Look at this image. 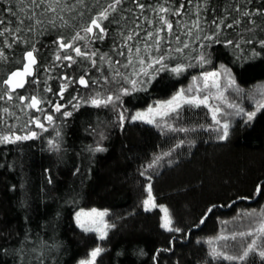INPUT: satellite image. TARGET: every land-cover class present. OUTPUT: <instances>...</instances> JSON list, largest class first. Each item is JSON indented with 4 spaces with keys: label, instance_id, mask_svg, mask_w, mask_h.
I'll use <instances>...</instances> for the list:
<instances>
[{
    "label": "rangeland",
    "instance_id": "obj_1",
    "mask_svg": "<svg viewBox=\"0 0 264 264\" xmlns=\"http://www.w3.org/2000/svg\"><path fill=\"white\" fill-rule=\"evenodd\" d=\"M112 3H114V0H60L59 5H57L55 0H45V3L41 4L40 7H35L30 3V0H4L3 8L5 9L0 12V21L4 20L6 22V24L4 23V28H6L1 29L3 35L0 36V53H3V55H0V58L2 57V61H0V97H2L0 98V137L8 136L13 141L12 143H0L2 145L0 146V162H4L7 155H10L8 170L13 179L9 182H12L11 191L14 200L19 202L25 210H29L31 204L34 206L35 203L40 202L45 197L48 203L55 202L54 205H58L57 210L59 212L66 208L70 224L77 229L79 228L76 226V213H90L95 209L100 212H106L107 215L102 218L93 216L90 221L91 226L99 228L101 231L104 230L105 224L110 226L107 229V237L104 240H100L96 232H89L95 237L96 243L90 248H84L73 243L67 244L60 216L57 215L54 220L49 216L48 221L41 225V233L44 236L32 232L27 227L26 237L28 244L27 248H24L25 253H23L22 261L29 264H55L58 257L62 259V262L79 264L81 260L88 259L89 252L97 246L104 249L101 255L97 257V264H109L104 257L107 252L112 251L113 245H115L111 236L122 231L125 232L126 229L125 226L121 227L123 220L126 218L125 214L127 211H122L126 204L121 203L122 206L118 209L99 204L97 200L77 192V184L75 185L76 182L74 180L70 182L72 185L70 188L71 192L65 194L62 198L50 197L47 193L55 188V184L70 176L71 172L74 174L73 170L82 169V161L84 163L88 162V160L93 161V158L99 161L100 158L109 157L110 159V157H114L106 144L103 132L107 128L106 125L114 123L116 119L121 123V114L125 117L123 123L138 122L154 126V128L162 132L182 135L184 128L181 114L187 108H196V106L184 103L183 99H178L174 104H179L180 107L177 112H169L168 116L162 115L163 112L169 111L168 109H157V106L165 105L181 92L186 97L197 96L203 98L207 96V106L203 103L199 106L206 108V112L209 113L211 126L220 129L222 135V125L224 123L229 126L228 132L236 121L247 124L251 121L248 120L247 113L255 112V116H257L262 109L260 108L258 111L257 106L264 104V69L258 68L259 63L264 60V51L244 64H236L232 58V52L228 50L232 47V41L227 37L222 39L215 53L213 60L214 70L197 72V74H189L185 69H182L179 73L167 70L162 74L159 82L161 86L159 96H155L153 92L149 91L150 89L144 91L143 88L145 87L143 85L141 87L140 77L144 75V72H147L149 69L148 65L153 63L155 56L152 53H154V50L156 52L157 48H160L162 44L180 41L183 42V45L188 44V48H198L200 44L203 45L202 33L193 26V20L200 17L214 20L227 12L230 13L231 9H229V6L231 4L235 8L240 2L237 3L236 0H121L118 5V13L109 15L107 19L99 20L110 31V34L102 38V43H99L98 48H96L94 47L95 37L97 36L96 28L93 29L92 33H86L83 29L91 26L92 17L99 16L102 10ZM49 4L52 5L54 10L45 11ZM181 4H183V7H181ZM140 5L143 7H140ZM161 8L168 11H161ZM177 10H179V15L174 14ZM33 13H35V16L29 19ZM20 17H23V24L19 23ZM161 17L172 24L171 30L162 22ZM142 21H147L148 23H143ZM29 25L32 26L33 30L29 31ZM191 27L193 28L191 29ZM184 32H186L185 36ZM149 33L152 35L149 36ZM77 34H79L81 39H74ZM128 36H132V39L128 40ZM14 37L16 38L14 39ZM57 37H62L64 42L73 40V47L80 48L81 52L85 54L77 55L74 50H70L71 54L67 53L66 55L72 56L73 60L64 62L65 59L63 57L66 55L54 54L55 51L57 53V49L54 46V39ZM195 37L199 40H195ZM156 39H159V45L156 44ZM228 41H231V43H228ZM137 48L139 52L136 51ZM129 49L132 51L129 52ZM25 51L34 52L37 68L35 77L29 82L23 94L28 98L31 95L36 97L43 108L47 106L53 116V120L45 124L44 129L36 131L34 141L15 139V135L20 137L28 135L30 127L27 126L29 121H31V116L28 108L23 110L18 104L19 108L17 109L13 105L7 106L5 104L7 101L4 98V80L22 63L21 55ZM199 53L198 55L195 54V56L185 57L183 55L181 57L191 61L193 57H200ZM57 56H60L61 59H57ZM102 57L103 59H101ZM140 59L145 61L143 65L139 63ZM56 60H60L61 63L59 62L58 64ZM129 60L132 61L131 64H129ZM177 61H179V58L174 61L175 67H177L176 63L177 65L181 63ZM106 64L109 65V71H106L108 73L104 70ZM124 65L128 66L125 67ZM132 69L135 70L136 76L129 78L127 71L129 70V74H131ZM212 72H216L219 75L210 77L207 81L208 87H205L204 75ZM117 73H119L118 76ZM83 74L91 80H94L97 76L101 79L107 75L117 76L116 78L120 79L125 75L124 81L126 82V84L122 83L119 94H116V96L109 94L113 97V103H115L111 109L113 113H107V104H100L98 107L102 111H98L95 108L96 114H87V120L92 124L91 136L84 133H81V136L78 135L76 130L80 128V124L75 125V129L71 132L67 130L70 120L78 113H81L80 111L90 109L88 108L89 106L93 107L91 103L93 98L105 99L102 92L98 94V90L96 92H94L93 88L84 90L77 85V81L83 77ZM62 76H66L64 81H62ZM132 80L137 81L135 86L130 82ZM254 80L263 82H252ZM214 81L218 87L213 86ZM229 81L232 82L231 85ZM152 82L153 79L150 80V84ZM61 85H67L64 92H61ZM102 85H105L106 89L110 86L109 83ZM92 86L93 84H91ZM197 88H199V92H197ZM124 90H127L126 94ZM17 96L16 99L19 100L20 95ZM146 96L148 97L145 99ZM123 101L129 105L130 110H126L122 106ZM57 105L60 106L59 111L56 110ZM117 108L119 109L118 113ZM149 108H152L153 111L149 112ZM216 109H219V111H216ZM64 113H69V115H64ZM137 113L146 114L145 118L133 121L131 118ZM213 114L220 121L219 124L214 122ZM108 115L110 116L108 117ZM148 119H152L153 122L147 123L146 120ZM67 137L69 140H67ZM50 141L52 142L51 144L49 143ZM75 141V144L82 143L84 156L81 157V155L71 152L64 154V151L69 149L67 146H73L71 144ZM30 142L36 144V147L49 159L51 170L50 168L44 169L45 179L42 178L41 170H30L27 166L22 165L28 159L27 153L20 152L18 153L20 155L19 160H11L17 155L12 152L14 148L22 149L21 147L26 146L27 143L31 144ZM66 143L67 146H65ZM9 147L11 151L7 150ZM96 148H102L103 151H96ZM156 152V150H153L150 155H155L157 154ZM1 155L3 156L1 157ZM158 158L160 159V156ZM158 158L157 160H159ZM81 159L83 160L81 161ZM143 163L139 164L137 169L142 168ZM155 163L154 167L152 165L148 168L144 166L143 170H140L141 183L138 184L140 185L141 195L138 198L137 206L139 209L144 210L143 201L149 196L148 189L150 186L151 195L158 206L156 208L159 211V206L166 208L172 221L176 215L170 202L158 196L157 182L159 178H157V170L155 168L159 162L156 161ZM92 172L91 169L89 174ZM65 173L67 174L64 175ZM72 176L74 177L75 174ZM142 177L145 182H143ZM149 179H152L151 183L148 182ZM49 180H51V183H49ZM66 196L71 197L66 199ZM262 199H264V196ZM55 206L49 215L53 212ZM33 210L41 209L34 208ZM160 214L161 226L164 213L160 211ZM258 214L260 218H263V221L261 220L257 224L254 231L256 234L254 236H256L257 253L259 250H264V233L258 231L261 225L264 224V209L262 208L258 211ZM83 219H87V217H83ZM27 224L29 225L30 222L28 221ZM171 227L174 229L173 221ZM228 227V224L223 226L218 238L212 242L213 248L217 249V251H220V243L225 240L220 237L227 238L228 236ZM147 237L143 239L142 236L135 238L136 240L127 247L128 252L120 254L128 256L129 252L132 254L136 251L139 253L140 260H142V252L144 253L145 251L141 243Z\"/></svg>",
    "mask_w": 264,
    "mask_h": 264
},
{
    "label": "trees",
    "instance_id": "obj_2",
    "mask_svg": "<svg viewBox=\"0 0 264 264\" xmlns=\"http://www.w3.org/2000/svg\"><path fill=\"white\" fill-rule=\"evenodd\" d=\"M236 1L240 4L235 8L231 4L229 6L231 12L215 18V21L198 18L199 27L195 28L201 31L203 40V45L200 44L198 48L184 47L183 42L180 41L162 44L157 48L159 50L156 52L154 50L152 54L155 57L152 66L147 70L148 75H140L141 87H145L144 91L150 89L149 91L155 96H159L162 74L175 67L174 61L177 58L181 63L177 61L180 64L176 63V66H181L189 74L214 70V56L224 37L232 41V47L228 50L232 52L236 64H244L261 54L264 51V46H261V41H264V13L244 16L237 9L255 13L258 9H264V0ZM3 3L4 0H0V12L5 9ZM108 5L105 9H108ZM118 5L114 11L108 9V16L119 12ZM97 17L99 16L92 18ZM20 20H23V17H20ZM196 20H193V23ZM2 21L0 31L6 28H4L6 22ZM185 34L186 32L184 36ZM208 36L212 39H206ZM195 40L199 39L195 37ZM198 53L200 57H193L191 61L181 57L195 56ZM201 56L204 58L203 62ZM157 58H162L161 63H154ZM258 68L264 69V60L259 63ZM127 72L129 78L136 76L134 69L131 74L129 70ZM116 77L103 76L105 83L113 82L107 89L101 91L105 99L109 94L114 96L119 94L122 83L126 84L125 75L120 79ZM152 79L153 82L150 84ZM255 81L258 80L252 82ZM259 82L263 81L255 83ZM118 111L117 108V113ZM206 111V108L201 106L183 111L182 135L162 132L154 126L138 122L130 121L121 125L116 119L114 123H108L103 136L114 157L100 158L99 161L93 158V161L88 160L84 163L81 159L82 169L73 170L74 177L71 172L70 176L55 184V188L47 193L50 197L62 198L71 192L70 182L74 180L75 185L77 184V192L97 200L99 204L108 205L112 209L120 208L121 203L126 204L122 209L127 211L126 218L121 224V227L125 226L126 229L124 228L125 232L111 236L112 242L115 243L114 250L107 252L104 257L109 264H264L257 250L250 253L244 261H229L224 259L223 255L219 258L211 255L212 242L218 238L222 227L226 224L229 226L228 236L220 243V252L238 256L253 239L256 240L255 227L261 220L263 221L258 211L264 209V199H262L264 196V108L247 124L234 122L228 137L224 140L219 139L221 131L211 126L209 113ZM80 112L70 120L67 130L71 132L75 129V125L80 124V128L76 130L78 135L84 133L91 136L92 124L87 120V114H96V112L91 109H83ZM75 143L76 141L72 142L73 146L68 145L69 149L66 148L64 154L71 152L84 156L82 143ZM36 146L34 143H27L26 146L21 147L22 149L14 148L12 152L17 155L11 160H19L20 152L27 153L28 159L22 165L30 170H41L42 178L45 179L44 169H49L51 166L49 159ZM7 150L11 151V148ZM153 150L157 151L159 160L157 154L150 155ZM156 161L159 162L155 168L159 178L158 196L170 202L176 215L172 220L174 229L179 231H166L160 226L159 209L154 208L145 212L137 206L141 195L138 184L141 183L140 170H143L144 166L154 167ZM142 162H144L143 167L137 169ZM9 164L10 155H7L4 162H0V264H29L22 261L24 248H27L28 244L27 227L32 232L44 236L41 233V225L48 221L49 216L53 220L57 215L60 216L67 244L73 243L76 246L90 248L96 243L91 233H84L72 226L66 208L59 212L58 205H54L55 202L48 203L44 197L34 206L31 204L29 210H25L19 202H16L11 191L12 182H9L13 179L8 170ZM91 169L93 172L89 174ZM142 179L145 182L143 177ZM148 182L151 183L152 179ZM257 185L261 186L260 193L256 191ZM69 197L66 196V199ZM54 206L55 209L49 215ZM34 208L41 210L36 211L33 210ZM210 208L211 212L208 211ZM201 220L204 222L201 223ZM249 232L253 234L247 235ZM239 233L246 235L240 236ZM234 234H236L235 239L232 238ZM141 236L142 239L148 236L141 243L145 251L142 252V260L136 251L132 254L129 252L128 256L120 254L128 252L129 244ZM55 264L68 263L62 262L58 257Z\"/></svg>",
    "mask_w": 264,
    "mask_h": 264
},
{
    "label": "snow or ice",
    "instance_id": "obj_3",
    "mask_svg": "<svg viewBox=\"0 0 264 264\" xmlns=\"http://www.w3.org/2000/svg\"><path fill=\"white\" fill-rule=\"evenodd\" d=\"M59 2L60 0H55V3L57 5H59ZM30 3L35 6V7H40L41 4H44L45 3V0H30ZM121 3V0H114V3L110 4L108 6V9H111V10H115L116 8V5L120 4ZM140 7H143L142 5H140ZM181 7H183V4H181ZM108 9H105L104 11H102L100 14H99V17L93 19L91 21V26L89 27H86L84 28L83 30L86 32V33H92L93 32V28H97L99 29L100 33H103L104 32V29L100 26V23H99V20L100 19H107V16H108ZM51 10H54L52 5L49 4L48 7L45 9V11H51ZM161 11H168L167 9H164V8H161L160 9ZM237 11H241L242 12V15L244 16H253V15H258V14H262L264 13V9H258L255 13L253 12H248V11H242L241 9H237ZM175 15H179V10H177L175 13ZM35 16V13L32 14L31 17H29V19H32L33 17ZM161 20L163 23H165L167 25V28L169 30L172 29V24L171 23H168L166 20H164L163 17H161ZM39 23V21H37ZM3 21H0V24H2ZM20 24H23V20H20L19 21ZM215 23V22H214ZM194 27H199V19H197L195 22H194ZM217 27H219V25H217ZM228 27H231V25H228ZM29 28V31L33 30L32 29V26L29 25L28 26ZM0 35H3V32L0 31ZM152 34L149 33V36H151ZM157 36H158V33H157ZM16 37H14L15 39ZM97 39H102L103 37L102 36H96ZM74 39H81V37L79 36V34H77L76 37H74ZM128 40H131L132 39V36H128L127 38ZM206 39H212L211 36H208L206 37ZM156 44L159 45L160 41L159 39H156ZM228 43H231V41H228ZM59 44H60V47L62 49H67V48H72V45L64 42V41H59ZM127 47V45H125ZM188 45L185 44L184 47H187ZM261 46H264V41H261ZM73 50L76 52L77 55H84V53L81 52V49L76 47V48H73ZM159 50V49H157ZM33 51H35L33 49ZM33 51H28L25 53V60L27 61V63H25L23 65V69L22 70H17V71H14L12 72L8 79L4 81L5 84H8L10 87L13 86V81L15 80V84H14V87H22L23 86V81L19 78H22V77H26V76H29L32 74V66L36 63V60L33 56ZM132 50L129 49V52H131ZM137 52H139V49L137 48L136 49ZM179 51V49H178ZM0 55H3V53H0ZM94 55V54H93ZM121 55H123V53H121ZM57 59H61L60 56H57ZM63 59H67V60H72V57L71 56H64ZM103 59V57L101 58ZM203 56H201V62H203ZM161 60L162 58H157L154 63H161ZM95 64V62H93ZM132 61L129 60V64H131ZM139 63L141 65H143L145 63V61L143 59H140L139 60ZM125 67H127L128 65H124ZM149 67H151L152 65L149 64L148 65ZM171 71L173 72H176V73H179L180 71H182V67L181 66H177L175 68H172ZM144 75H148L147 72H144L143 73ZM117 75H119V73H117ZM219 74L216 73V72H212V73H206L204 75V81H205V87H208V84H207V81L210 77H217ZM133 86H135L137 84V81L135 80H132L130 81ZM79 83L81 85H84L85 87L88 86L87 82L84 80L83 77H81ZM194 84H195V81H194ZM229 84L231 85L232 82L229 81ZM213 86L214 87H218V85L215 83V81L213 82ZM67 87V85H61V92H63V90ZM125 91V94H126V91L127 90H124ZM189 91H191V89H189ZM197 92H199V88H197ZM2 98V97H0ZM21 99V101L23 102L24 100V97H19ZM9 99H11V96H9ZM178 99H183V102L186 103V104H189V105H192V106H196L198 107L201 103L205 104V106H207V100H208V97L207 96H204L203 98H200V97H197V96H190V97H186L184 95L183 92L181 93H178L177 96L173 97V99L171 101H168L165 105H158L157 106V109H160V108H166L168 109L169 111H165L162 113L163 116H168L169 115V112H177L178 108L180 107L179 104H174L175 101H177ZM113 101V97L111 95H109L106 99H100V98H93L91 100V103L93 106H99L100 104H108L110 102ZM39 103V101L37 100L36 97H32L31 98V102L29 104V107H36L37 104ZM260 108H264V104H259L257 106V110L259 111ZM56 110L59 111L60 110V106L57 105L56 106ZM153 109L152 108H149V112H152ZM216 111H219V109H216ZM255 112H249L247 113V116H248V120H252L253 117L255 116ZM64 115H69V113H64ZM145 115L144 113H137L135 116H133L131 119L133 121L137 120V119H141L143 120L145 118ZM47 119L49 121L52 120V117L51 116H48ZM125 117L123 114L120 115V121H121V125H123V121H124ZM213 120L214 122H216L217 124L220 123V121H218L216 119V116L215 114H213ZM147 123H152V119H148L146 120ZM37 127H43L41 124H39L37 122ZM228 124L227 123H224L222 125V128H223V134L219 137V139L221 140H224L228 137L229 135V132H228ZM217 131H219V129H217ZM35 133H31L30 136L26 135V136H23V137H20V136H16L15 139L16 140H21V139H29V138H34L35 137ZM13 141L8 137V136H3V137H0V143H12ZM50 144L52 143L51 141L49 142ZM96 151H103L102 148H96L95 149ZM159 159V158H158ZM151 167V165H150ZM143 174V173H142ZM49 183H51V180H49ZM149 196L147 199H145L143 201V206H144V211L145 212H148V211H151L153 208H156L158 207L156 204H155V201L151 195V188L149 186ZM256 191L257 193H260L262 191L261 189V186L260 185H257V188H256ZM160 208V211L164 213V217L162 218V223H161V227L164 228L166 231H179V229H173L171 227V219L169 218L168 216V213H167V209L164 208L163 206H159ZM209 212L212 211V209L210 208L208 210ZM105 215H107L106 212H100V211H97L95 209H93L90 213H84V212H78L76 213V216H75V221H76V226L84 233H89V232H96L97 233V236L100 240H104L106 237H107V229L110 227L109 225L105 224L104 225V230L101 231L99 228H96V227H93L91 226V218L93 216H98V217H104ZM83 217H87V219H83ZM204 221L201 220V223H203ZM92 223H94V221H92ZM258 231H260L261 233H264V224L261 225V227L258 229ZM253 233L249 232L247 233V235H252ZM235 235H233V239H235ZM238 235L240 236H244L246 235L245 233H239ZM220 238H224L226 239V237H220ZM209 243L211 244V241H209ZM257 249H256V240L253 239L247 246L246 248L243 250L242 254L241 255H238V256H231V255H227L225 253H222L220 251H217V249L213 248L212 251H211V255L213 257H216V258H219L221 255H223V258L224 259H227L229 261H244L246 260L250 253H253L255 252ZM104 251L103 248L97 246L95 247L94 249H92L90 252H89V258L88 259H84V260H81L79 262V264H97V257H99L101 255V253ZM258 254L259 256L261 257L262 260H264V250H259L258 251Z\"/></svg>",
    "mask_w": 264,
    "mask_h": 264
},
{
    "label": "flooded vegetation",
    "instance_id": "obj_4",
    "mask_svg": "<svg viewBox=\"0 0 264 264\" xmlns=\"http://www.w3.org/2000/svg\"><path fill=\"white\" fill-rule=\"evenodd\" d=\"M93 19H95V18H93ZM99 23H100V21H99ZM100 26L104 29V32L103 33H100V31H99V29H97L96 28V34H97V36H102L103 38L104 37H107L108 36V29H106V27L104 26V25H102L101 23H100ZM94 29V28H93ZM95 33V32H94ZM95 44H94V47H96V48H98V45H99V43H102V40L103 39H97L96 37H95ZM59 41H64V39L62 38V37H57V38H55L54 39V46H55V48L57 49V53H56V51L54 52V54H59V55H66L67 53H70V50L72 51L73 50V48H75V46L73 47V40H69L68 42H66V43H68V44H70V45H72V48H67V49H62L61 47H60V44H59ZM95 49V48H94ZM26 52H28V51H25L22 55H21V58H22V63L19 65V66H17L13 71H15V70H18V69H21V68H23V65L26 63V60H25V53ZM84 53V52H83ZM33 54H34V52H33ZM71 54V53H70ZM85 54V53H84ZM35 56V55H34ZM66 56H68V55H66ZM70 56V55H69ZM72 57V56H71ZM72 60H73V58H72ZM72 60H67V59H65L64 60V62H71ZM0 61H2V57L0 58ZM56 62L59 64V62H60V60H56ZM61 63V62H60ZM1 64H2V62H1ZM36 68H37V60H36V65H35V67H34V73H33V75L31 76V77H28L27 79H26V82H25V84L21 87V88H17V89H15L14 91H10V89H9V87H8V85L7 84H5L4 83V86H5V94H4V98H5V100L7 101V102H5V104H7V106L8 105H13L16 109L17 108H19V106H21V108L24 110L25 108H28V112L30 113V116H31V121H29V123H28V126L27 127H30V130L28 131V136H30L31 135V133H35L36 134V131L37 130H42V129H44L45 128V124H47V123H49L50 121L47 119V117L48 116H51L52 117V120H53V116H52V112H50L49 110H48V108H47V106H44L45 108H43V106H42V104L39 102L38 104H37V106L36 107H29V104H30V102H31V98L32 97H34L33 95H31V96H29V98L28 97H26L23 93H24V90L28 87V84H29V82L35 77V73H36ZM105 70V72L106 71H109V65L108 64H106V68L104 69ZM12 71V72H13ZM11 72V73H12ZM106 73H108V72H106ZM110 74V73H109ZM9 75V74H8ZM8 77V76H7ZM7 77L5 78V80H7ZM83 78H84V80L87 82V84H88V86L87 87H85L84 85H81L80 83H79V81H80V79L77 81V85H79L80 86V88H82V89H84V90H89V89H94V92H96L97 90H98V94L99 93H101V91H104V89H105V85H102V84H105V80H104V78L102 77L101 79H100V77L99 76H97L94 80H91V79H88V78H86L85 77V74H83ZM66 79V76H62V81H64ZM4 80V81H5ZM67 80H68V78H67ZM112 81H111V83H110V85H112ZM91 84H93V86L91 87ZM79 89V88H78ZM65 90V89H64ZM64 90H63V92H64ZM93 92V93H94ZM17 95H20V97L22 96V97H24V100H23V102L21 101V99L19 98V100H17L16 99V97H18ZM9 96H11V99H9ZM124 100V99H123ZM55 103V102H54ZM17 104L19 105V106H17ZM103 104V103H102ZM114 104L115 103H113V101L112 102H110V103H108L107 104V108H106V111H107V113H113L112 112V108L114 107ZM126 110H129V105L128 104H125V102L123 101V105H122ZM88 108H90L91 110H98V111H102L98 106H93V107H91V106H89ZM96 108V109H95ZM53 109V108H52ZM52 111V110H51ZM51 120V121H52ZM37 122L39 123V124H41L43 127H37ZM32 129V130H31ZM23 134H25V133H23ZM16 136H18V135H15V137ZM34 139H35V137L34 138H29V139H27V140H29V141H34ZM38 142V141H37ZM0 146H2V145H0Z\"/></svg>",
    "mask_w": 264,
    "mask_h": 264
},
{
    "label": "water",
    "instance_id": "obj_5",
    "mask_svg": "<svg viewBox=\"0 0 264 264\" xmlns=\"http://www.w3.org/2000/svg\"><path fill=\"white\" fill-rule=\"evenodd\" d=\"M33 56H34V54H33ZM34 58H35V56H34ZM35 60H36V58H35ZM26 63H27V61H26ZM35 65H36V63L32 66V74H31V75L26 76V77L19 78V79H21V80L23 81V85L25 84L26 79H27L28 77H31V76L33 75ZM22 69H23V68L18 69V70H22ZM15 71H17V70H15ZM13 72H14V71H13ZM8 77H9V76H8ZM7 79H8V78H7ZM14 84H15V80L13 81V86H12V87H10V86L7 84L8 87H9V89H10V91H14V90L17 89V88H21V87H14Z\"/></svg>",
    "mask_w": 264,
    "mask_h": 264
}]
</instances>
